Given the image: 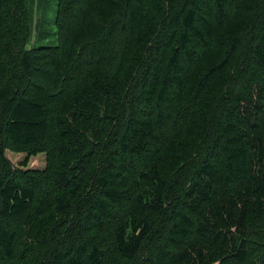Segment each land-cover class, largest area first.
<instances>
[{
  "label": "trees",
  "instance_id": "obj_1",
  "mask_svg": "<svg viewBox=\"0 0 264 264\" xmlns=\"http://www.w3.org/2000/svg\"><path fill=\"white\" fill-rule=\"evenodd\" d=\"M251 262L264 0H0V264Z\"/></svg>",
  "mask_w": 264,
  "mask_h": 264
},
{
  "label": "rangeland",
  "instance_id": "obj_2",
  "mask_svg": "<svg viewBox=\"0 0 264 264\" xmlns=\"http://www.w3.org/2000/svg\"><path fill=\"white\" fill-rule=\"evenodd\" d=\"M41 4H44L43 2H41ZM45 30H48L50 32L53 31V26H51L50 24H46L44 27ZM55 33H50L48 35H46V38L41 41V42H36V46H47V45H56V36L54 35ZM6 157L9 159V161H11V163L13 165H17L18 161H21L24 159V155L23 154H16L13 153L9 150L6 151ZM44 157L43 156H38L35 158L30 159L29 164H28V168H40L42 166H44ZM254 240H257L256 238H253ZM255 253H253L254 255ZM257 258V256L255 257ZM257 260V259H256ZM249 264H254L253 262L249 263Z\"/></svg>",
  "mask_w": 264,
  "mask_h": 264
}]
</instances>
